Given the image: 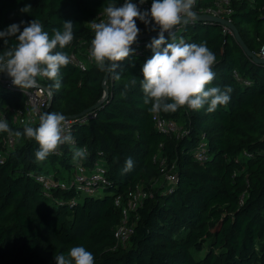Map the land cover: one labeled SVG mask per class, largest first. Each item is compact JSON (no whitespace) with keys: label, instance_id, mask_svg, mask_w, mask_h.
<instances>
[{"label":"trees","instance_id":"trees-1","mask_svg":"<svg viewBox=\"0 0 264 264\" xmlns=\"http://www.w3.org/2000/svg\"><path fill=\"white\" fill-rule=\"evenodd\" d=\"M214 1L196 0V8ZM108 2L0 0V30L36 19L51 35L70 20L74 38L62 49L70 56L79 39L93 37L88 23ZM25 6L27 12L22 11ZM232 7L241 37L259 54L264 45V0H233ZM137 25L140 33L150 36L141 49L132 45L135 51L118 62L114 71L119 79L110 74L105 80L107 71L96 63L82 70L69 62L60 70L59 89L54 81L42 80L53 92L48 112L86 117L73 125L75 144L58 145L38 161V142L23 134L26 126L38 124L12 127L16 147L0 160V264H56L55 256L67 255L77 245L93 253L94 264H264V62L250 57L235 34L224 32L215 21L182 23L176 42L207 44L216 57L210 86L228 91L230 100L212 112L207 106L160 111L184 131L180 136L165 134L156 127L139 85L141 66L152 55L145 45L157 32L138 19ZM16 43L14 37L7 43L0 40V54ZM105 87L109 95L90 109ZM25 103L20 86H0V110L10 112ZM202 140L207 144L205 159L198 161L195 154ZM73 145L87 150L86 158L74 161ZM129 157L133 168L123 172ZM163 159L177 174L174 185L164 179ZM78 161L89 168L95 162L104 164L108 181L100 190L103 196L82 197L69 188H54L48 195L37 181L51 166L58 178L68 179ZM137 185L153 196L132 213L134 232L123 245L115 237L122 220L115 198L127 199ZM75 198L80 202H73Z\"/></svg>","mask_w":264,"mask_h":264},{"label":"clouds","instance_id":"clouds-1","mask_svg":"<svg viewBox=\"0 0 264 264\" xmlns=\"http://www.w3.org/2000/svg\"><path fill=\"white\" fill-rule=\"evenodd\" d=\"M147 0H109L104 7L106 19L92 23L94 35L90 41L89 54L101 71L120 78L114 70L119 61L135 51L131 46L137 41L141 29L137 19L157 35L145 45L152 55L142 64L139 80L144 93V103L150 105V112H175L186 106L192 110L212 112L230 100L228 91L219 86H210L215 78L212 66L215 54L205 42H176L174 27L188 23L197 15L194 11L196 0H151L149 8H141ZM22 11L27 12L25 6ZM24 25L21 30V25ZM167 33V36L165 35ZM14 37L17 43L0 54V73L11 77L14 85L22 89L37 85L38 77L54 81L53 87H61L60 70L70 62L62 51L74 38V24L64 21L62 30L54 29L53 34L44 30L36 19L25 23L13 22L0 30V40ZM137 83L136 79L130 82ZM51 94V93H50ZM65 116L61 112H43L37 126H26L23 134L38 142L34 156L44 161L58 145L73 143L72 136L64 134ZM7 119H0V132L9 131ZM83 148L73 145V160L86 158ZM131 157L125 161L123 172L133 168ZM56 264H94V255L85 246L77 245L54 257Z\"/></svg>","mask_w":264,"mask_h":264},{"label":"built area","instance_id":"built-area-1","mask_svg":"<svg viewBox=\"0 0 264 264\" xmlns=\"http://www.w3.org/2000/svg\"><path fill=\"white\" fill-rule=\"evenodd\" d=\"M241 1V0H240ZM254 1V0H247ZM233 0H215L212 5L196 8L197 3L194 5V11L197 14H205L207 16L220 17L233 22L232 14L234 9L232 7ZM151 0H147V3L141 5L140 7L149 8ZM102 19H106L104 12L99 13L92 19L88 25L91 28L92 23L99 22ZM195 20V19H191ZM209 20V19H208ZM224 32H230L234 34L233 30L227 26L222 25ZM176 28H180V25ZM92 30V28H91ZM93 31V30H92ZM94 32V31H93ZM149 35V33H140ZM139 34V35H140ZM94 35V34H93ZM92 39V38H91ZM90 40L86 38H81L78 40V48L73 51L69 58L70 63L78 66L82 70H86L95 61L90 57ZM135 48L141 49L143 46V40H137L134 44ZM264 57V45L261 47L260 53L258 54ZM5 73H0V86H6L9 89L17 87L12 83L11 78L4 77ZM237 75V72H236ZM45 77L37 78V85L33 88L22 89L26 95V103L24 107H14L11 112V118H9V112L0 110V119H7L9 123V131L0 132V144L2 149H0V160L2 161L6 154L13 148L16 147L17 136L12 130L13 126H26L35 125L39 123V116L49 110L51 103L53 101V92L47 84L42 80ZM106 82H104V85ZM51 93V94H50ZM48 112V111H47ZM86 117L83 116H71L65 118L64 124V134L71 135L73 138V143L76 141L73 137V125L77 121H84ZM154 120L156 127L165 134H175L177 136L183 135L184 131L179 126L178 122L174 119L164 117L161 112L154 113ZM205 135H203V138ZM206 141L202 140L196 151V158L198 161H203L205 159L206 151ZM86 153L87 150H85ZM163 176L167 184H176L177 174L173 171V166L171 169H167L166 160L161 161ZM37 181L42 185L45 192L50 195L54 188L61 189H74L78 196L84 195H94L100 192L105 186L108 179L106 177L105 166L101 162H95L94 166L89 168L83 164V162L78 161L75 172L68 179L58 178L53 173H43L37 176ZM153 196L151 190H146L143 185H137L135 188L129 190L127 194V199L124 200L122 195H118L115 198V204L122 208V220L118 228L115 231V237L118 242L125 245L129 240L130 236L134 232V224L131 222L132 213L135 212L148 197ZM73 202H80L77 198L73 199Z\"/></svg>","mask_w":264,"mask_h":264},{"label":"water","instance_id":"water-1","mask_svg":"<svg viewBox=\"0 0 264 264\" xmlns=\"http://www.w3.org/2000/svg\"><path fill=\"white\" fill-rule=\"evenodd\" d=\"M194 19H209V20L215 21V22H217V23H219V24H221V25H224V24H225V25L229 26V27L233 30V32H234V34H235V36H236L238 42H239L240 45L244 48V50L246 51V53H247L250 57H252L254 60H256V61H258V62H264V57H261V56H259L258 54L254 53V52H253L252 50H250V48L246 45L245 41L243 40V38H242L241 35H240L239 29L237 28V26H236V24H235L234 22H230L229 20L224 19V18H220V17L207 16V15H205V14H197L196 17H195ZM182 23H183V22L177 24L175 27L181 25ZM149 36H150V35L140 34V35H138L137 40H143V39H145V38H147V37H149ZM109 76H110V74H109L108 72H106L105 80H107V79L109 78ZM4 77H6V78H11V77H9L6 73L4 74ZM108 95H109V89H108V87H105L103 97L99 100V102H98L97 104H95L94 106H92L90 109H94V108H96L98 105H100V103H101L104 99H106V97H107ZM47 111H48V109H47ZM69 117H71V116H65V118H69Z\"/></svg>","mask_w":264,"mask_h":264},{"label":"rangeland","instance_id":"rangeland-1","mask_svg":"<svg viewBox=\"0 0 264 264\" xmlns=\"http://www.w3.org/2000/svg\"><path fill=\"white\" fill-rule=\"evenodd\" d=\"M182 32V28H178L174 34V38L175 39H179V34ZM9 118H11V112H9ZM46 173H53L54 174V170H53V167H49L48 168V171ZM104 195V192L103 191H100L98 192L95 196L99 197V196H103Z\"/></svg>","mask_w":264,"mask_h":264}]
</instances>
